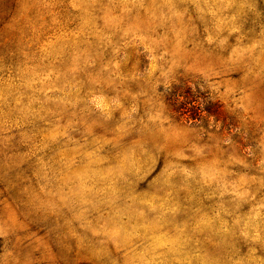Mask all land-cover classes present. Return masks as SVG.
Returning <instances> with one entry per match:
<instances>
[{
  "label": "rangeland",
  "instance_id": "rangeland-1",
  "mask_svg": "<svg viewBox=\"0 0 264 264\" xmlns=\"http://www.w3.org/2000/svg\"><path fill=\"white\" fill-rule=\"evenodd\" d=\"M0 264H264V0H0Z\"/></svg>",
  "mask_w": 264,
  "mask_h": 264
},
{
  "label": "trees",
  "instance_id": "trees-1",
  "mask_svg": "<svg viewBox=\"0 0 264 264\" xmlns=\"http://www.w3.org/2000/svg\"><path fill=\"white\" fill-rule=\"evenodd\" d=\"M189 92H187V89L183 88V87H176V89H174V91L171 93V95H173L172 97V101L174 103H178V102H182V100H184L185 98L191 99L192 97H190V94H187ZM192 101L190 102L189 108L188 107H184V109L190 110L192 112L189 113V115L187 116L188 118L191 119H200V117H202L203 113H205V111H208L209 114H213L211 112V110L209 108L205 109H201L200 113L197 112V108L195 106L196 104V100L195 99H191ZM183 108V107H182ZM185 112H179V114L182 116V114H184Z\"/></svg>",
  "mask_w": 264,
  "mask_h": 264
}]
</instances>
